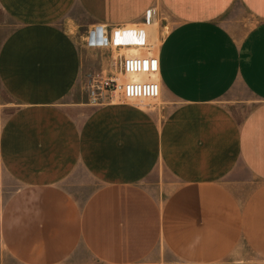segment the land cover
<instances>
[{
    "label": "crops",
    "instance_id": "0c3cea01",
    "mask_svg": "<svg viewBox=\"0 0 264 264\" xmlns=\"http://www.w3.org/2000/svg\"><path fill=\"white\" fill-rule=\"evenodd\" d=\"M150 9L176 21L156 46L160 97L75 99L78 28L139 25ZM0 12L13 105L0 108V190L16 184L0 199V264L3 251L11 264H152L162 250L264 264V0H0ZM74 179L96 187L80 199Z\"/></svg>",
    "mask_w": 264,
    "mask_h": 264
},
{
    "label": "built area",
    "instance_id": "2783aa9c",
    "mask_svg": "<svg viewBox=\"0 0 264 264\" xmlns=\"http://www.w3.org/2000/svg\"><path fill=\"white\" fill-rule=\"evenodd\" d=\"M158 18L159 15L154 9H150L147 10L142 24L102 30L106 47L124 51L120 62L121 72L120 75L92 76L85 86L88 104L100 106L115 97L125 100H155L160 97V61L156 46L164 34L160 37ZM151 25L156 26L154 31L149 28ZM119 29L126 32L125 40L119 39ZM129 49H136L139 53L128 54L126 51Z\"/></svg>",
    "mask_w": 264,
    "mask_h": 264
},
{
    "label": "rangeland",
    "instance_id": "374dc122",
    "mask_svg": "<svg viewBox=\"0 0 264 264\" xmlns=\"http://www.w3.org/2000/svg\"><path fill=\"white\" fill-rule=\"evenodd\" d=\"M161 22H163L162 24H164L165 27L164 25L160 24V37L161 34H165L176 24V21L171 16L168 17L167 21ZM11 26V22L8 20V18H6L2 12H0V40L4 37L5 33L9 31ZM95 29V32L89 33L88 27L84 23L78 28L76 33L75 39L78 41L83 50V68L80 76V82L78 83V86L75 90V99H77L79 102L87 101L85 86L87 81L92 78V76L100 77L111 76L114 74L120 75L121 72L120 62L124 51L106 47L103 42L105 35L103 33L104 31H102L100 28ZM140 51L145 53L142 50ZM241 95L243 98L245 97L246 100L249 99L248 96L243 94ZM0 108H3L2 112L4 115L9 114L13 109L12 100L9 98V96L3 93L0 94ZM79 174L80 175L76 178L77 180L83 181L88 179L84 173ZM76 179L66 182V188L80 199L85 198L96 187L95 183H91L85 187H79V185L74 184L77 182ZM252 182L253 181L248 179V181L244 183L246 188H250L253 184ZM15 190L16 184L7 176L6 186H2L0 190V199H7ZM242 194L243 195L239 197L241 199H245L246 195L244 193ZM165 197L166 196L164 195L163 199ZM2 253V264H11L7 254L4 251ZM161 253L162 257H160L158 260V254L156 252H152V254L147 258L146 262L152 264H179V261L171 256L168 251L162 250ZM67 261L68 262H66V264H71L70 262L73 261V258H70ZM86 262L88 264H97L94 260H86ZM224 264H254V260L251 259V254L242 252L241 254L238 253L236 256H231L230 258L224 260Z\"/></svg>",
    "mask_w": 264,
    "mask_h": 264
},
{
    "label": "bare ground",
    "instance_id": "6f19581e",
    "mask_svg": "<svg viewBox=\"0 0 264 264\" xmlns=\"http://www.w3.org/2000/svg\"><path fill=\"white\" fill-rule=\"evenodd\" d=\"M136 26V25H135ZM151 30H155V28H156V26L155 25H151L150 27H149ZM118 32H119V35H118V37H119V39H124L125 40V38H127V34H126V32H124L123 30H121V29H119L118 30ZM156 33V32H155ZM156 38V37H155ZM131 51H138V50H136V49H129V51L127 50L126 52L128 53V54H138L139 53V51L138 52H131ZM133 78H138V76H132Z\"/></svg>",
    "mask_w": 264,
    "mask_h": 264
}]
</instances>
